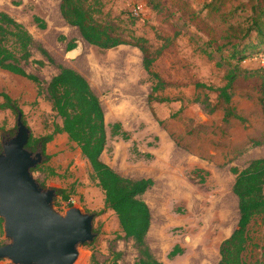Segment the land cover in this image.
I'll return each instance as SVG.
<instances>
[{
  "label": "rangeland",
  "instance_id": "rangeland-1",
  "mask_svg": "<svg viewBox=\"0 0 264 264\" xmlns=\"http://www.w3.org/2000/svg\"><path fill=\"white\" fill-rule=\"evenodd\" d=\"M210 1L87 0L95 17L110 25L113 33L131 41L138 36L147 38L155 56L153 68L165 80L157 94L170 98L158 101L149 99L154 78L144 68V53L137 45L102 48L88 42L79 27L63 17L61 0H0V9L33 34V55L21 65L42 80L40 88L28 77L0 69V89L17 100L37 137L52 132L62 120L47 90L59 67L41 53L39 44L58 63L74 67L88 78L100 97L107 123L120 121L130 135L129 139L111 135L107 125L102 160L124 176L154 180L142 195L152 214L146 242L167 264L218 263L221 244L239 219L238 196L233 190L236 174L231 168H243L253 158L264 156V113L258 101L264 70L238 73L230 88V105L243 119L225 117L227 104L218 91L227 81L228 69L236 63L229 56V45L222 44L224 35H228L230 23L246 14L237 15L230 9L245 0L228 1L222 10L209 9ZM137 3L143 5V11L134 14ZM34 14L47 21L46 28L38 26ZM61 35L66 38L60 39ZM72 38L77 46L67 50ZM222 53L229 60H223ZM259 56L243 60L241 69L263 66ZM33 58L46 63L41 65ZM4 100L0 96V103ZM17 114L12 108L0 107V151L3 135L17 129ZM145 152L153 155L147 157ZM41 164L34 170L37 179L45 186L66 189L74 199L70 202L58 194L55 203L60 210L73 204L95 213L97 235L79 246L75 264H91L93 255L100 263L115 264L116 250L122 252L120 264H135L140 247L132 237L122 236L117 213L106 207L104 190L93 178L92 164L78 143L66 132L56 133ZM250 233L252 242L244 251L245 259H264V216L256 217ZM6 241L0 217V244ZM176 244L183 251L168 257ZM0 264H9L8 259H1Z\"/></svg>",
  "mask_w": 264,
  "mask_h": 264
},
{
  "label": "trees",
  "instance_id": "trees-1",
  "mask_svg": "<svg viewBox=\"0 0 264 264\" xmlns=\"http://www.w3.org/2000/svg\"><path fill=\"white\" fill-rule=\"evenodd\" d=\"M228 1L231 0H213L208 2L207 6L211 10H222L227 7ZM91 8L87 0H61L60 2L63 17L68 23L78 26L82 36L88 42L102 48H111L123 43H132L140 47L144 53V68L154 78L149 99L170 100L169 97L157 94L164 87L165 80L153 68L155 56L147 45V38L138 36L131 41L113 33L111 26L99 21ZM230 11L237 15L243 12L246 14L243 19L230 23L228 35H224L222 44L229 45V56L235 58L236 63L228 69L227 81L218 88V91L219 96L227 104L225 117L234 115L243 119V116L236 113L230 105L232 97L230 88L233 87L238 73H251L259 68L264 70V65L242 69L240 67L243 60L259 56L264 52V0L238 1V4L233 5ZM33 18L41 28L47 27V21L40 15L34 14ZM65 38V35L60 37L62 40ZM35 44L36 41L29 29L9 12L0 9V69L28 77L37 82L38 87L41 88L40 77L28 72L21 65L22 60L27 62L30 60L33 55L32 47ZM76 46L77 41L73 38L66 44L67 50H72ZM39 50L51 63L59 67V71L48 81L47 90L53 108L62 120L61 123H56L54 130L48 134L37 137L31 134L28 146L33 149L41 146L45 153L47 144L54 139L55 134L66 132L71 140L78 143L82 153L90 160L94 170L93 178L98 180V184L104 190L106 207L117 213L124 231L122 236L132 237L139 245L140 256L135 264H167L152 253L146 242L152 214L148 202L142 195L154 183L153 178L124 176L101 158L108 139L107 125L111 127V135H121L123 139L130 138L129 132L123 128L120 121L107 123L100 97L83 73L74 67L58 63L42 44H39ZM222 59L229 60L224 53H222ZM32 60L41 65L46 63L42 58ZM223 60L220 63H223ZM39 92H41L40 89ZM259 92L258 101L264 113V80L260 83ZM0 96L5 99L0 103V107L12 108L17 113L22 111L17 100L8 92L0 89ZM152 155L151 152H145L147 157ZM41 166L42 164H38L34 169ZM231 169L236 174L233 190L238 196L239 219L233 232L221 244V257L217 264H264V259L249 262L244 257V251L252 242L250 233L252 222L256 217L264 216V156L253 158L243 168L233 166ZM50 171L54 173V169L50 168ZM196 171L197 174L201 172L199 169ZM201 180H204L203 176ZM59 193L64 198H69L66 189H60ZM182 251L183 248L176 244L168 252V257H173ZM121 253L118 250L114 251L115 264H120L118 258ZM91 264L105 263H100L93 255Z\"/></svg>",
  "mask_w": 264,
  "mask_h": 264
},
{
  "label": "water",
  "instance_id": "water-1",
  "mask_svg": "<svg viewBox=\"0 0 264 264\" xmlns=\"http://www.w3.org/2000/svg\"><path fill=\"white\" fill-rule=\"evenodd\" d=\"M32 130L23 111L14 134L3 135L0 151V217L4 237L0 259L9 264H75L79 246L94 240L95 213L78 205L64 211L55 203L56 187L45 186L34 168L45 158L41 146H28Z\"/></svg>",
  "mask_w": 264,
  "mask_h": 264
},
{
  "label": "built area",
  "instance_id": "built-area-1",
  "mask_svg": "<svg viewBox=\"0 0 264 264\" xmlns=\"http://www.w3.org/2000/svg\"><path fill=\"white\" fill-rule=\"evenodd\" d=\"M143 11V5L141 3H137L133 9L134 14H139ZM261 63L264 65V52L260 54L259 56ZM74 199L69 198V201L72 202Z\"/></svg>",
  "mask_w": 264,
  "mask_h": 264
}]
</instances>
